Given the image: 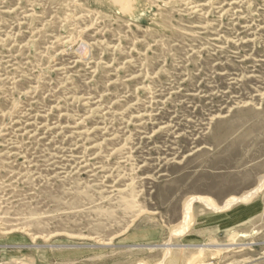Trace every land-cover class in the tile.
Returning <instances> with one entry per match:
<instances>
[{"label":"rangeland","instance_id":"1","mask_svg":"<svg viewBox=\"0 0 264 264\" xmlns=\"http://www.w3.org/2000/svg\"><path fill=\"white\" fill-rule=\"evenodd\" d=\"M263 179L264 0H0V264H264Z\"/></svg>","mask_w":264,"mask_h":264},{"label":"crops","instance_id":"2","mask_svg":"<svg viewBox=\"0 0 264 264\" xmlns=\"http://www.w3.org/2000/svg\"><path fill=\"white\" fill-rule=\"evenodd\" d=\"M261 210V205L256 201L250 204L233 205L230 209L215 211L213 215H205L203 222L229 229L255 218Z\"/></svg>","mask_w":264,"mask_h":264},{"label":"bare ground","instance_id":"3","mask_svg":"<svg viewBox=\"0 0 264 264\" xmlns=\"http://www.w3.org/2000/svg\"><path fill=\"white\" fill-rule=\"evenodd\" d=\"M264 186V179L261 181V183L259 184V186L257 188H255L254 190H252L251 192H249L248 194H246L243 197H233L229 200L226 201L224 206H216L217 209H224L227 207H230L232 204H235L236 202H238L239 200H248L250 198H252L260 189V187ZM215 206V205H214ZM191 211V206L190 204H187L186 208H185V216L186 218H188L189 214ZM169 244H165V247L168 246Z\"/></svg>","mask_w":264,"mask_h":264}]
</instances>
